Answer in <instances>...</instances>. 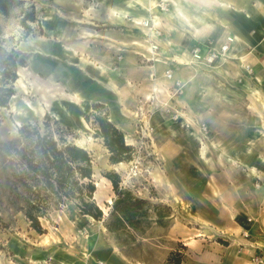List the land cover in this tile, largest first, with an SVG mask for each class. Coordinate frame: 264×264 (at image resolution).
I'll return each mask as SVG.
<instances>
[{
	"label": "rangeland",
	"instance_id": "374dc122",
	"mask_svg": "<svg viewBox=\"0 0 264 264\" xmlns=\"http://www.w3.org/2000/svg\"><path fill=\"white\" fill-rule=\"evenodd\" d=\"M180 1L181 8L178 16L170 17L172 21L182 29H188L196 34L200 33V30L204 31L199 27V24L207 20L206 22L209 24L205 27L208 29L209 37L205 40H218L220 34L215 36L218 31L216 22L220 17L217 7H223L222 2L227 1ZM247 1H250L258 12H264V0ZM157 9H159L158 3L153 11H157ZM168 9L170 6L167 2V9L161 13H168ZM27 13L32 15V20L24 21V14ZM58 15L68 22L74 21L70 20L69 16L62 15L60 10ZM130 23L128 22L127 27H120L117 22L112 20L108 27V30L112 31L123 30L120 32L127 33L137 42V44L123 46L124 50H132V47H136L135 50L129 52L136 57V60L129 70L127 83L124 81L126 87L122 89V96L128 100V106L123 111L124 122L128 125L125 133L122 132L123 140L131 147V150L128 158L113 164L109 160L110 153L104 146L103 139L95 135L98 125L94 119V116L97 115L106 116L111 122L108 102L112 101L104 102V104L96 102L100 95L103 99L109 96V91L103 86L94 87L92 83L95 81L88 76L75 74L73 71L69 74L62 67L60 74L52 73V71H48V67H44V54L40 50V41L44 37L42 35L44 31V0H23V3L16 6L8 17L0 15V73L6 69L2 62L9 55H13L15 56V75L17 77L14 82H11L9 72L7 74L10 76L6 80L2 79V75H0V94L10 88L13 91L6 107H0V142H8L17 137L18 129L24 124L37 123L43 129V123L48 116L46 122L51 132L55 133L56 127L67 129L64 134L67 141L89 153L96 185L94 199L105 213H107V209L104 204L111 203L114 194L110 182L103 177V173L115 172L119 175L122 189L147 201L150 206L157 207L163 217L160 225L152 224L145 231L143 238L137 237L136 241L126 249L128 257L116 247L113 238L105 230L103 221L85 219L71 205L52 211L48 220H41L42 226L46 230V233L42 235L51 236L55 243L65 249H79L82 257H88L83 254L87 255L93 249L94 234L97 237L103 236L108 244H112L116 248L118 257L125 264H171L168 262L170 253L182 252L180 246L186 247V250L183 251L184 258L181 264H223L224 251H216V246L220 248L231 246L238 251L243 249L247 252L252 264H264V41H262L264 33L255 37L259 40L257 44L251 46L250 54L246 53L241 56L242 58L220 60L211 66L193 64L192 62L189 64L191 46L184 51L169 45L168 47L177 49L176 54L171 55L170 58H174L173 64L179 68L178 73L182 75V78L188 79L196 73L193 80L179 79L184 84V92L171 105L168 97L172 90V83L163 77V70L157 72L156 79L153 75L154 78L151 79V82L146 80L150 71L147 66H151L153 63L148 60L152 57L149 53L150 45L148 46L144 42L145 37L140 31L129 26ZM76 24L84 27L92 25L78 22ZM78 25H76V29L66 31L67 24L62 23L61 41L68 47L70 53L72 52L71 54H75L78 50L81 51V55L85 54L83 62L85 65L93 67L91 62H93L94 55L88 53L87 56L86 51L84 52V49L88 50L87 43H85L87 40L74 37L75 33L81 30ZM169 31L170 29L166 27L163 35L157 38V41L161 38L164 40V36L166 38ZM92 35L94 33L89 37ZM201 43L202 41H198V44ZM244 50L243 47V50L238 54L240 55ZM105 53L102 51V56ZM232 54L233 52L230 53V55ZM124 55V51H115L114 49L109 51L107 57L112 58L111 61L115 64L113 69L119 67ZM169 61L171 62V60ZM246 65L251 68V74L244 70ZM190 66H194V68L188 69ZM226 67H230L228 76L232 75V80L227 83L239 92L237 93L235 90L230 92L231 96L226 95L230 90L225 84L224 87L221 85V88L223 87L221 92H227L224 95L208 94L204 90L202 73L208 75L210 70L221 71V68ZM55 83H58L60 88ZM153 86L157 89L156 99L159 107L156 104L152 105L149 101V94L154 88ZM187 90V97L197 104L195 109L192 108L193 111L188 110L186 106V108L179 106V100ZM64 92L71 95H75L76 92L80 101L67 97ZM113 94L116 96L118 93L114 92ZM114 96H112V100H115ZM226 98L237 100L233 108L222 105L223 99ZM166 102L167 104H165ZM95 104L102 106L94 110ZM199 105H202L201 108H206L204 109L206 113L200 112L203 109ZM168 106L175 107L179 115L188 119L190 126H187L183 119L177 121L184 122L186 129L194 133V136H197L205 144H207V139L212 137L213 141H209L211 148L207 150L206 155V163L210 165L217 164V162L222 163L223 158L226 157L224 153L228 152L223 146L224 141L222 140L228 135L226 133L225 135H216L217 130L215 129L220 124L218 125V120L211 119V117H228L230 115L239 117L235 137L228 142L233 147L238 159L234 157L228 163L238 164L240 170L233 172L225 170L224 179L225 183L235 180L236 185L240 186L237 188L238 194H235L242 201L240 204H219V210H214L210 214L211 218L202 219L197 217L195 209L191 210L190 206L185 207L170 202L169 193L173 191L169 179L168 161L166 156L160 157L156 152L154 127L151 122L157 116L166 121L177 122L164 112ZM87 115L89 117L86 120ZM200 123L206 125L205 133L200 132ZM206 137L208 138L206 139ZM217 144H221V146H217ZM203 174L209 175L210 180H213L211 177L216 173L208 171ZM237 190H234L235 193ZM255 198L257 199L256 204L252 203ZM221 200L219 199V201ZM243 207L247 208L245 210L248 212L253 209V213L251 212L250 216L242 222L244 227H240L238 215L239 211L244 209ZM42 235L30 230L21 214L3 216V220L0 222L1 259H9L12 248L21 242L30 243ZM254 249L255 252L251 251ZM98 262L106 264L101 259L96 260L94 264Z\"/></svg>",
	"mask_w": 264,
	"mask_h": 264
},
{
	"label": "crops",
	"instance_id": "0c3cea01",
	"mask_svg": "<svg viewBox=\"0 0 264 264\" xmlns=\"http://www.w3.org/2000/svg\"><path fill=\"white\" fill-rule=\"evenodd\" d=\"M223 1H227L222 2L223 7H217L220 17L216 22V29L218 31H216L215 36L217 37L220 34L218 38L220 42L227 33L230 34L234 38L231 50L233 54L230 55L231 59L236 57L240 58L246 53L250 54L251 46L255 43L257 44L259 40L255 37L258 34L264 33V12L259 11V13L257 8L247 0ZM167 2L170 6L168 13H161L160 4H167ZM157 3L159 9L153 11ZM180 5V0H44V31L42 34L44 37L40 41V50L44 54V67H48V71L50 70L52 73L57 74L61 73L62 67L69 74L73 71L75 74L88 76L91 80L95 81L91 83L96 88L101 86L105 87L109 91L108 93H110L108 94L109 96L103 99L102 95H100L96 99V102L104 104V102L112 101L108 102L111 122L117 129L125 133L128 125L124 122L123 111L128 106V100H125L126 97L122 96V89L126 87L125 83H127L129 70L136 60V57L129 52L135 50L136 47H132V50H124L123 46L133 43L137 44V42L134 40L135 38L130 37L127 33L120 32L123 30L117 32L108 30V27H110L112 20L117 22L120 27H127L128 22H131L129 26L144 35V42L148 46L152 39L148 34V30L141 26L140 22L142 20H151L155 27L159 28L161 35H163L166 27L169 28L168 36L166 38L164 36V40L162 38L158 41L157 39H155L156 41L154 40L159 46L156 52L158 58H153L152 56L154 60H152L153 63H151V66H147L150 71L148 72L149 77L146 80H150L148 82H151V76L154 75L156 79L157 72H161V70L164 72L168 68L172 69L175 79L182 80V75L178 73L179 68L174 66V58H170V56L176 54V47L186 51L188 47L191 46V49L194 45L198 44V41H206L205 39L209 36L208 29L205 26L209 23L206 22L207 20L200 23L199 27L203 28L204 31L200 30V33L198 32L196 34H193L188 29H182L181 26H178L171 19L174 15L178 16L179 9L181 8ZM224 5L228 7H224ZM59 10L62 12V15L69 16V19L74 20L73 22L75 23L62 19L58 15ZM77 22L84 25H92L84 27L76 24ZM62 23L67 24L66 31L76 29V25L81 28L79 32L75 33L74 37L85 38L87 40L85 43H87L88 50L84 49V52L86 51L87 56L88 53L94 55L92 58L93 62H91L93 63V67L85 65L83 62L85 60V54L84 56L81 55V51L79 50L75 54H71L72 52L70 53L68 47L61 41L63 33L61 30ZM93 33L94 35L89 37ZM169 45L175 48L168 47ZM243 47L245 50L239 55L238 53L243 50ZM113 49L115 51L125 52L122 58L123 60L119 63V67L114 69L113 66L115 64L111 61L112 58L107 57L109 51H113ZM102 51L107 54L105 53L102 56ZM188 60L189 64H192L191 60ZM191 68H194V66L188 67V69ZM229 69L230 67L221 68V71L213 69L207 73L208 75L202 73L204 90L210 95H224L227 92L221 91L226 84L227 89L229 88L230 90L226 95L231 96L230 92L235 90L238 93L239 91L237 89H234L232 85L227 83L232 80V75L228 76ZM195 76L196 73L188 77V79L185 77L184 79L187 81L189 79L193 80ZM55 84L59 86L58 83ZM221 85L223 86L222 88ZM114 92L121 95L119 96L117 94L116 97L113 94ZM187 93L188 90L180 98L179 106H182V108L187 107L191 111L192 108L195 109L197 104L191 98L187 97ZM64 94L78 102L80 101L76 92L75 95L67 94L66 92ZM112 96H114L115 100H112ZM236 102L237 100H229L226 98L223 99L222 105L233 108ZM155 104L159 107L157 99H155ZM201 109L203 110L200 112L203 114L206 108L202 107ZM206 111L210 114L208 110ZM212 117L211 119L218 120L217 123L218 125L220 124L215 129L217 130L215 132L216 135H225V133L228 135L222 139L224 141V143L222 141L223 146L228 150V152L224 153L226 157L223 158L222 163L217 162V164L212 165L206 163L207 150L211 148L209 141H213L212 137L210 139L206 137L207 144H205L197 136H194V133H191L184 126V122L188 121V119L183 117L184 122H172L157 116L151 121L154 127L156 152L160 157L166 156L168 161L169 179L171 180V189L173 191L169 193L170 202L175 205L190 206L191 210L195 209V212L198 214L197 217L202 219L211 218L210 214L216 209L219 210V204H240L242 202L238 195H235L238 194L237 188H240V186L236 185L235 180H230L228 183H225L226 181L224 179L225 170L227 172L240 170L238 169V164L228 163L234 157L238 159L233 147L228 142L235 137L239 117L235 115ZM217 146H221V144H217ZM208 171L216 173L211 177L213 180H210L209 175L203 174ZM244 172L246 173V171ZM234 190H237L236 193ZM219 199L222 200L219 201ZM256 202V198L255 201L252 200V203L256 204ZM243 208V210L239 211L240 213L238 215L241 224L240 227H244L242 222L250 216L249 214L251 212L253 213V209L250 210L251 212H248L246 211L247 208ZM103 231H105L104 228ZM199 243L203 247L202 243ZM92 246L93 249L87 255L83 254V256L88 257H82L79 249H65L58 245V243H55L51 236L42 235L30 243L21 242L12 248V254L9 259H1L0 257V264H94L99 259L106 264H125L118 257L116 248L112 244H108L103 236L97 237L94 234V243ZM215 250L220 252L224 251L222 258L223 264H252L247 252L243 249L238 251L231 246L223 248L216 246ZM251 251L255 252V249Z\"/></svg>",
	"mask_w": 264,
	"mask_h": 264
},
{
	"label": "trees",
	"instance_id": "16d2710c",
	"mask_svg": "<svg viewBox=\"0 0 264 264\" xmlns=\"http://www.w3.org/2000/svg\"><path fill=\"white\" fill-rule=\"evenodd\" d=\"M22 3L23 0H0V15L8 17ZM23 19L32 20V15L24 14ZM2 63L6 66L0 73L2 79L11 74L9 79L14 82L15 56L9 55ZM12 95L11 88L0 94V107H6ZM101 106L95 104L94 110ZM94 119L98 125L95 135L103 139L110 162L115 164L128 158L131 147L124 143L123 133L106 116L97 115ZM47 120L48 116L43 129L37 123L24 124L17 137L0 142V222L3 216L21 214L28 228L42 235L46 230L41 220H48L52 211L71 205L81 216L103 221L116 247L128 257L126 249L136 238H143L152 224L162 223L161 213L157 207L122 189L115 172L103 173L114 194L111 204H104L105 213L94 199L96 185L89 153L67 141L64 135L67 129L56 127L55 133L51 132ZM180 247L182 252L170 253L169 263H182L186 247Z\"/></svg>",
	"mask_w": 264,
	"mask_h": 264
},
{
	"label": "built area",
	"instance_id": "2783aa9c",
	"mask_svg": "<svg viewBox=\"0 0 264 264\" xmlns=\"http://www.w3.org/2000/svg\"><path fill=\"white\" fill-rule=\"evenodd\" d=\"M161 11H165L167 9V4L161 3L160 4ZM141 25L148 29V34L151 36V41L149 43L150 50L149 53L155 57L156 52L158 51V44L154 42L155 39L159 38L161 36L160 30L155 27L153 22L151 20H142ZM234 38L230 34H226L222 41H214V40H208L204 41L201 44H196L190 49V57L191 62L193 64H203L207 66L214 65L215 63L219 62L220 60H228L231 59L230 53L233 47ZM150 61L154 60L152 57L148 59ZM244 70L251 74V68L249 65H246L244 67ZM163 77L172 83V90L169 94V103L173 105L175 102V99L180 97L183 94L184 84L179 80L175 79L173 77V71L172 69H165L163 72ZM154 76H151V79H153ZM154 87V86H153ZM150 98L149 101L152 105L155 106V99L157 95V89L154 87L150 91ZM167 104V102L165 103ZM166 106V105H165ZM167 116L173 120L177 121L178 119H182L183 117L178 114V111L175 109V107L168 106L164 111ZM185 124L187 126H190V123L188 121H185ZM199 130L200 132L205 133L207 130V127L204 123L199 124ZM96 264H102L100 262Z\"/></svg>",
	"mask_w": 264,
	"mask_h": 264
},
{
	"label": "bare ground",
	"instance_id": "6f19581e",
	"mask_svg": "<svg viewBox=\"0 0 264 264\" xmlns=\"http://www.w3.org/2000/svg\"><path fill=\"white\" fill-rule=\"evenodd\" d=\"M153 7V6H152ZM142 26V25H141ZM145 28V27H144ZM145 29H147V28H145ZM148 30V29H147ZM72 99V98H71ZM126 139V138H125Z\"/></svg>",
	"mask_w": 264,
	"mask_h": 264
},
{
	"label": "water",
	"instance_id": "95a60500",
	"mask_svg": "<svg viewBox=\"0 0 264 264\" xmlns=\"http://www.w3.org/2000/svg\"><path fill=\"white\" fill-rule=\"evenodd\" d=\"M108 204H111V203H108Z\"/></svg>",
	"mask_w": 264,
	"mask_h": 264
}]
</instances>
